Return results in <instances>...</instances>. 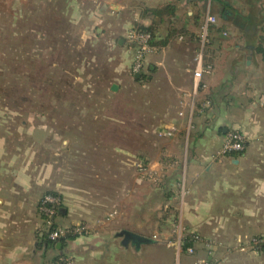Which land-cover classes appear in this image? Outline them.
<instances>
[{"label": "crops", "instance_id": "1", "mask_svg": "<svg viewBox=\"0 0 264 264\" xmlns=\"http://www.w3.org/2000/svg\"><path fill=\"white\" fill-rule=\"evenodd\" d=\"M16 1L24 18L26 4L38 2ZM166 6L173 12L156 16ZM208 16L217 18L205 55L211 70L194 96ZM135 26L155 27L159 47L140 78L128 74L126 36ZM70 29L83 43L95 39L89 48L99 37L107 48L115 41L121 62L111 80L89 73L86 89L75 82L85 101L69 105L62 171L58 154L43 152L56 139L52 126L22 121L32 147L13 152L0 122V264H52L60 255L75 264H239L245 255L264 264V253L241 250L264 235V0H69ZM231 131L246 135L245 152L214 159ZM140 162L151 178L138 171ZM45 194L61 197V224L90 234L40 245ZM195 234L213 249L194 243V255H177L167 245Z\"/></svg>", "mask_w": 264, "mask_h": 264}, {"label": "rangeland", "instance_id": "2", "mask_svg": "<svg viewBox=\"0 0 264 264\" xmlns=\"http://www.w3.org/2000/svg\"><path fill=\"white\" fill-rule=\"evenodd\" d=\"M16 5V0H0V11L4 13L0 17V122L8 125L3 132L11 140L13 152H18L17 148L23 150L27 146L30 150L32 147L28 142L32 138L28 129L20 128L22 121L52 126L56 139L48 142L43 152L57 153V166L62 171L66 167L64 155L69 152L61 142L64 134L69 133L65 126L69 123V105L72 101H85L80 96L82 89L77 88L75 82H83L86 89L85 79L89 73L94 80L105 75L113 79V71L121 62L120 48L115 41L112 48H107L104 37L97 38L98 47L93 44L94 48H89V44L95 39L79 41L78 32L69 30V0L28 2L26 7L32 10L25 9L26 18L21 13L24 9L19 11ZM84 44L86 48L80 49ZM206 52L207 45L205 55ZM128 74L131 77L133 73ZM91 85L92 89L96 88L97 80ZM259 261L248 255L239 256V264Z\"/></svg>", "mask_w": 264, "mask_h": 264}, {"label": "built area", "instance_id": "3", "mask_svg": "<svg viewBox=\"0 0 264 264\" xmlns=\"http://www.w3.org/2000/svg\"><path fill=\"white\" fill-rule=\"evenodd\" d=\"M217 23V18L214 16H208L202 26L200 33V49L195 57V67L193 70V95L199 94V91L203 87V77L210 73L211 67L205 65V47L210 43V29ZM226 35V34H225ZM129 53L132 58L131 72L133 74H140L146 70L147 61L149 57L155 54L159 47L155 45V41L151 33L139 29V27H132L128 30L126 36ZM210 101L207 100L205 105L209 106ZM176 131L175 128L169 129L164 133V136H172ZM247 147L246 135L239 131H231L227 134L225 142L220 151L213 157L214 159H221L230 155H241L245 152ZM138 171L151 178L147 166L140 162L137 164ZM62 205V199L55 194H45L39 203V213L43 217L48 233V239L54 243H61L67 241L71 237H85L90 234L89 229L84 225L65 226L60 223L59 215ZM178 229V230H177ZM176 231L184 232V229L179 226ZM160 235L153 233V239L159 240ZM194 243H202L205 247L213 249V243L203 239L199 234L193 235ZM185 241L183 238L175 241L170 240L167 242L169 247L176 249L177 255L185 252L189 255L196 253L195 246H190L184 249ZM247 249L257 253H264V235L254 237L249 241L247 247H242L241 250ZM52 264H75L74 260L70 256L61 255ZM196 264H208L206 260H200Z\"/></svg>", "mask_w": 264, "mask_h": 264}, {"label": "trees", "instance_id": "4", "mask_svg": "<svg viewBox=\"0 0 264 264\" xmlns=\"http://www.w3.org/2000/svg\"><path fill=\"white\" fill-rule=\"evenodd\" d=\"M173 10H174V9H173L172 6H166V7L162 8V9H156L154 12L156 13V16L161 17V16L164 15L165 13H167V14L172 13ZM200 17H201V15H200ZM139 29L151 33L152 36H153V39H154V41H155V45L158 44L157 39H156L155 27H150V28L139 27ZM192 237H193V236H187V237L185 238L184 249H186V248H188V247H190V246H194V245H193V244H194V240H193ZM73 238H75V237H71V238H69V240H71V239H73ZM41 241H42V242L40 243V245H42V246H44V247H46V248H56V243H54V242H52V241H50V240L48 239V233H47V232L42 236ZM61 243L64 244V243H66V241H62ZM60 256H61V255H60ZM60 256H59V257H60ZM59 257H58V258H59ZM58 258H57V259H58ZM57 259H56V260H57Z\"/></svg>", "mask_w": 264, "mask_h": 264}, {"label": "water", "instance_id": "5", "mask_svg": "<svg viewBox=\"0 0 264 264\" xmlns=\"http://www.w3.org/2000/svg\"><path fill=\"white\" fill-rule=\"evenodd\" d=\"M249 58H251V57H249ZM136 77H137V78H140V77H141V74H137ZM112 90H113V91H116V90H117V87L114 86V87L112 88ZM58 246L61 247V243H60Z\"/></svg>", "mask_w": 264, "mask_h": 264}]
</instances>
